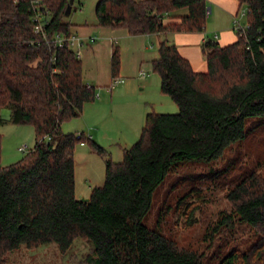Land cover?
<instances>
[{
  "label": "trees",
  "instance_id": "1",
  "mask_svg": "<svg viewBox=\"0 0 264 264\" xmlns=\"http://www.w3.org/2000/svg\"><path fill=\"white\" fill-rule=\"evenodd\" d=\"M238 1L246 24L231 43H203L206 70L195 71L174 42L160 40L152 69L178 111H148L138 139L123 148L120 161L105 159L103 183L81 200L75 195V143L89 141L98 153L106 151L82 132H63L61 123L81 114L95 88L83 79L81 59L47 42L34 31L33 19L37 11L43 14L49 38L68 35L75 25L65 20L72 1L0 0V111L9 110L8 118L0 112V124L30 123L35 136L23 157L0 163V264L22 246L55 242L66 252L78 236L92 242L93 264H264V152L232 180L225 192L231 210L222 212L209 237L238 221L253 229L244 244L227 243L209 258L144 220L175 166L215 160L246 140L247 132L264 129V0ZM206 2L97 0L95 14L99 25L125 27L130 34L202 31ZM165 17L179 21L165 23ZM119 65L116 46L111 77Z\"/></svg>",
  "mask_w": 264,
  "mask_h": 264
},
{
  "label": "rangeland",
  "instance_id": "2",
  "mask_svg": "<svg viewBox=\"0 0 264 264\" xmlns=\"http://www.w3.org/2000/svg\"><path fill=\"white\" fill-rule=\"evenodd\" d=\"M71 1L72 8L65 15V20L75 24L74 27L86 26L82 28L83 34L78 32L79 35L96 38L84 41L80 56L83 79L94 86L95 98L83 104L79 116L64 120L61 130L65 133L82 132L106 151V154L98 153L89 141L84 145L75 143V195L81 198L87 197L93 186L103 183L105 159L110 157L120 161L123 148L138 139L148 111L173 113L178 111V106L160 90L159 75L152 69L151 60L158 55L156 34L145 37L121 35L111 40L114 36H108L109 27L98 25L95 14L97 0ZM241 14L242 11L237 18L245 24L246 14ZM231 28L235 30L233 22ZM116 46L120 59L116 78H123L124 82L112 86V89L108 86L114 79L110 66L112 50ZM140 69L145 72L142 77L138 74ZM0 112L3 117H9L7 108ZM34 137L30 123L8 120L0 124V163L7 165L23 157L26 152L19 151L18 147L27 144L32 148ZM246 138L232 143L215 160H189L175 166L157 188L145 222L159 226L181 244L204 250L209 258L217 248L227 243L247 242L253 229L249 224L238 221L209 239L218 217L231 210L225 192L232 180L243 170L251 168L264 152V129L256 133L247 132ZM92 251V242L78 236L66 252H61L55 242L34 248L22 246L7 256V264H93L88 261Z\"/></svg>",
  "mask_w": 264,
  "mask_h": 264
},
{
  "label": "crops",
  "instance_id": "3",
  "mask_svg": "<svg viewBox=\"0 0 264 264\" xmlns=\"http://www.w3.org/2000/svg\"><path fill=\"white\" fill-rule=\"evenodd\" d=\"M206 1H207L206 2L207 8L205 11L206 24L204 30L163 31V32L154 33L156 34V37L158 36L157 38L159 40L158 43L160 42V40L164 38H169V40L174 42L177 45L179 52L189 60L192 68L195 71H204L207 69V62L202 49L203 43L208 39L215 40L220 45H225L235 41L237 39V34L236 31L231 28V22H233L232 17L233 19L237 18L238 13H240L241 11L242 14L245 15L244 13L245 7L241 8L242 5L239 4L238 0H206ZM177 13H184V10H180ZM237 19L239 20V18ZM171 21H175V22L179 21V18H170V17L164 18L165 23ZM85 27L86 26L84 25H76L75 27H73V29L79 35V33L83 34L82 28ZM109 30H110V34L108 36H114L111 37V40H115L121 35L145 37L149 34H153V33L130 34L128 33V30L125 27H109ZM79 36L82 38L83 41L85 40L91 41V39L92 40L96 39L95 37L91 38L90 36L89 38L83 35H79ZM161 37L162 39H159ZM138 74L139 76L142 77V75L140 74V70ZM122 82H124V80ZM122 82H118L115 85H118ZM112 89L110 90L111 93H112ZM80 144L84 145L85 142H80Z\"/></svg>",
  "mask_w": 264,
  "mask_h": 264
},
{
  "label": "built area",
  "instance_id": "4",
  "mask_svg": "<svg viewBox=\"0 0 264 264\" xmlns=\"http://www.w3.org/2000/svg\"><path fill=\"white\" fill-rule=\"evenodd\" d=\"M36 2H39V0H35ZM40 3V2H39ZM245 13V11H244ZM43 14L40 11H37L35 13V16L33 19L36 21L34 24V31L35 32H41L44 36L45 40L47 42H52L53 45L57 47H64L66 46L70 50H72L76 57L80 58L81 56V46L84 43L82 38L76 33V31H72L70 34L65 35L61 32H56L53 37L49 38L46 36L45 32L43 31V22H42ZM244 24H241L240 21L237 18L233 19V27L236 30L240 29ZM140 74L144 76L145 72L144 69H140ZM123 78H114L111 82L110 87L114 86L118 82H122ZM30 148L27 144H23L18 147V150L21 152H27Z\"/></svg>",
  "mask_w": 264,
  "mask_h": 264
},
{
  "label": "water",
  "instance_id": "5",
  "mask_svg": "<svg viewBox=\"0 0 264 264\" xmlns=\"http://www.w3.org/2000/svg\"><path fill=\"white\" fill-rule=\"evenodd\" d=\"M71 1V0H70ZM70 4H68L67 5V8H66V13L68 14L69 13V11H70ZM79 199H81V200H84V199H87V197H81V198H79Z\"/></svg>",
  "mask_w": 264,
  "mask_h": 264
}]
</instances>
